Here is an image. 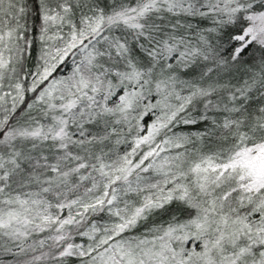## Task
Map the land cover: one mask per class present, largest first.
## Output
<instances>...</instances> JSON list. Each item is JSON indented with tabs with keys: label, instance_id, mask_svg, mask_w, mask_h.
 Listing matches in <instances>:
<instances>
[{
	"label": "snow or ice",
	"instance_id": "1",
	"mask_svg": "<svg viewBox=\"0 0 264 264\" xmlns=\"http://www.w3.org/2000/svg\"><path fill=\"white\" fill-rule=\"evenodd\" d=\"M0 264H264V0H0Z\"/></svg>",
	"mask_w": 264,
	"mask_h": 264
}]
</instances>
